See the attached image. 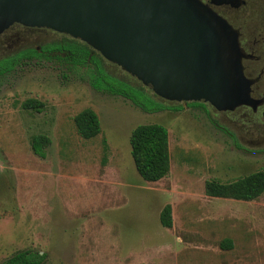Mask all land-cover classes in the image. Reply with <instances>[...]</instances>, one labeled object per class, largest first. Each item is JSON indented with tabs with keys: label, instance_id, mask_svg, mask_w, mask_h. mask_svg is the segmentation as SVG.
<instances>
[{
	"label": "rangeland",
	"instance_id": "rangeland-1",
	"mask_svg": "<svg viewBox=\"0 0 264 264\" xmlns=\"http://www.w3.org/2000/svg\"><path fill=\"white\" fill-rule=\"evenodd\" d=\"M249 8L246 25L260 29L264 0H249ZM12 34L2 36L0 58L42 43ZM103 64L143 85L117 64ZM88 74L68 61L33 58L0 77V264L21 249L45 253V264H264V194L247 201L205 189L209 180L264 169V117L202 101L163 100L168 108L149 113L97 90ZM29 98L43 109L24 108ZM85 108L102 128L89 139L74 121ZM150 123L169 132L171 168L157 182L140 176L131 155L133 129ZM35 134L51 139L45 157L32 150ZM166 204L170 228L160 221ZM225 239L232 248L222 247Z\"/></svg>",
	"mask_w": 264,
	"mask_h": 264
},
{
	"label": "water",
	"instance_id": "water-1",
	"mask_svg": "<svg viewBox=\"0 0 264 264\" xmlns=\"http://www.w3.org/2000/svg\"><path fill=\"white\" fill-rule=\"evenodd\" d=\"M14 23L87 43L166 101L219 111L262 103L239 30L203 0H0V35Z\"/></svg>",
	"mask_w": 264,
	"mask_h": 264
},
{
	"label": "trees",
	"instance_id": "trees-1",
	"mask_svg": "<svg viewBox=\"0 0 264 264\" xmlns=\"http://www.w3.org/2000/svg\"><path fill=\"white\" fill-rule=\"evenodd\" d=\"M33 58L60 59L70 62L73 66L88 69L89 81L99 91L112 95H120L131 100L142 110L154 113L168 106L155 95L150 87L136 86L112 75L103 64V56L94 51L87 43L73 37L56 40L44 45L41 51L28 48L16 54L0 58V77L13 71L15 67ZM202 105V102H192ZM26 109L41 111L43 102L29 98L23 103ZM78 133L86 139L100 134L101 122L98 114L92 108H85L74 117ZM51 139L45 134H35L31 139L33 152L46 156V148ZM131 155L140 176L150 182H157L166 177L171 168L169 150V132L160 123L140 124L130 135ZM206 193L210 196L233 198L238 200H253L264 194V169L251 172L236 180L220 182L209 180L205 184ZM160 221L164 227H172L173 215L171 204H166L160 213ZM222 247L232 248L233 241L225 239ZM46 254L34 249H21L13 253L1 264H45ZM146 264V263H141Z\"/></svg>",
	"mask_w": 264,
	"mask_h": 264
},
{
	"label": "flooded vegetation",
	"instance_id": "flooded-vegetation-1",
	"mask_svg": "<svg viewBox=\"0 0 264 264\" xmlns=\"http://www.w3.org/2000/svg\"><path fill=\"white\" fill-rule=\"evenodd\" d=\"M203 1L208 3L219 14L227 18L229 22L239 30L241 46L247 55L243 59L244 72L248 78L254 79L251 95L258 100H262V103L257 108L242 105L232 111L245 109L252 115L260 114L264 117V26L260 29L250 30L246 25V16L250 11L249 0H242L243 2L240 5H236L234 0H231V2L228 0V2L223 3H218L223 0ZM260 13L264 19V10ZM7 32L13 33L12 35L23 33L26 34L29 39L42 42L40 45H24L13 54L28 48H36L38 51H41L44 45L56 41L58 35L64 34L50 28L25 26L20 23H14L0 35V43L3 42V40H1L2 36H4ZM64 35L66 37H71L67 34ZM94 51L95 50L93 49V52Z\"/></svg>",
	"mask_w": 264,
	"mask_h": 264
}]
</instances>
